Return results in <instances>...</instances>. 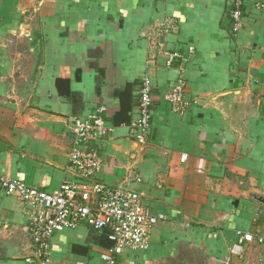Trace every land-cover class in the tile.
I'll return each instance as SVG.
<instances>
[{"label":"crops","instance_id":"crops-1","mask_svg":"<svg viewBox=\"0 0 264 264\" xmlns=\"http://www.w3.org/2000/svg\"><path fill=\"white\" fill-rule=\"evenodd\" d=\"M231 8L230 0H0V264H30L34 254L28 205L1 178L47 190L73 178L72 127L97 110L114 127L96 141L99 178L139 191L163 216L149 247L125 250L116 264H264L256 239L264 235V8L248 6L237 33ZM182 71L193 101L185 114L165 98ZM144 76L155 105L143 145L130 123ZM69 88L81 95L76 103ZM51 244L49 264H109L108 230L66 228Z\"/></svg>","mask_w":264,"mask_h":264},{"label":"built area","instance_id":"built-area-1","mask_svg":"<svg viewBox=\"0 0 264 264\" xmlns=\"http://www.w3.org/2000/svg\"><path fill=\"white\" fill-rule=\"evenodd\" d=\"M229 12L233 33L239 32L249 13L248 6L264 8V0H230ZM190 47L189 52L194 53ZM176 55H171L169 63ZM183 71L165 94L172 109L187 113L193 101L186 95ZM136 118L130 123L132 136L141 144L148 141L154 115L155 85L151 77L141 79ZM100 111L103 109L100 108ZM114 127L100 112L76 118L72 127L70 169L74 177L65 179L59 187L47 190L18 178H1L7 195H16L29 208V230L34 254L26 258L30 264H49L53 236L66 229L81 226L94 230H108L112 245L102 257L116 264V257L125 250H146L153 228L163 218L145 208L142 194L123 185H110L99 178L104 166L96 141L108 137ZM186 159L182 155L181 160ZM240 234V241H253L251 233ZM257 241L264 244V235Z\"/></svg>","mask_w":264,"mask_h":264},{"label":"trees","instance_id":"trees-1","mask_svg":"<svg viewBox=\"0 0 264 264\" xmlns=\"http://www.w3.org/2000/svg\"><path fill=\"white\" fill-rule=\"evenodd\" d=\"M98 88H99V86H98ZM66 94L72 100L73 103H76L77 102V96L80 95L78 92H72V91H70V88L68 89V91H67ZM80 97H81V95H80ZM0 147H2L1 141H0Z\"/></svg>","mask_w":264,"mask_h":264}]
</instances>
